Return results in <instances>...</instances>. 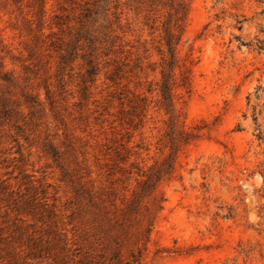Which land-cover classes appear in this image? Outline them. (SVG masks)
Segmentation results:
<instances>
[{
  "label": "rangeland",
  "instance_id": "rangeland-1",
  "mask_svg": "<svg viewBox=\"0 0 264 264\" xmlns=\"http://www.w3.org/2000/svg\"><path fill=\"white\" fill-rule=\"evenodd\" d=\"M2 1L0 38L19 59H5L17 84L0 82V94L20 114L0 118V264H121L81 185L120 208L137 167L170 152L159 141L166 12L140 0H47L38 30L32 0ZM189 2L177 55L191 91L176 88L174 102L201 136L158 185L165 200L140 264H264V0ZM23 89L40 104L30 108Z\"/></svg>",
  "mask_w": 264,
  "mask_h": 264
},
{
  "label": "trees",
  "instance_id": "trees-1",
  "mask_svg": "<svg viewBox=\"0 0 264 264\" xmlns=\"http://www.w3.org/2000/svg\"><path fill=\"white\" fill-rule=\"evenodd\" d=\"M9 1L15 5H22L23 0H4L2 2H4V5H7ZM139 2L149 7L151 11L164 9V12H166L163 15L165 19L161 24L163 35L158 49L161 54L159 106L166 111L168 118L166 121L167 130L159 141L162 145L161 147H169L170 152L164 160L155 162L147 170L137 167L140 179L137 180V186L133 189L131 196L125 199L120 208H117L114 202L108 204L106 199L100 197L103 194L96 195L91 190L84 189V185H81V189L87 194L102 217L105 226L103 232L108 237L109 245L113 251L112 259L117 260L121 264L123 262L125 264H140L144 259L148 251V244L154 229L156 217L163 208L165 200L164 196L158 192V185L166 176L171 175L175 171L177 155L181 148L201 136L200 128L195 129L197 131H186L183 128L182 113L176 109L174 102V91L176 88H182L186 93H190L191 91V68L186 66L185 63L180 64V59L177 55V46L184 33L190 10V2L189 0H140ZM46 3L47 0H32L27 4V6L32 8L33 16H36L39 23L38 30H42L43 28L42 23L46 14ZM158 6L161 8L157 9ZM19 9H21V6H19ZM89 11V8H83L81 13L85 17H88L90 15ZM55 17L58 18L57 25L64 24L60 16L56 15ZM159 17L161 16L157 15L152 19L150 28L157 29L155 25ZM29 52V59H32L36 53L34 47ZM7 57L13 61L19 59L11 54L3 39L0 38V82L15 86L17 78L14 72L5 68V59ZM88 64L90 66L88 69L89 73H95L97 68L93 60H89ZM28 68L27 65L24 66V69ZM176 69L180 70L178 77ZM259 88L261 86L257 87V89ZM48 93L49 91H47ZM22 95L25 98V103H28L30 108L35 104H40L36 96L28 90L23 89ZM247 101L249 105L250 94L247 95ZM10 102H12L10 98L4 94H0V118L9 115L13 111L16 114H20V111H16L14 107H9V105H12ZM21 105V103H16L17 107ZM147 106L146 98L139 97L135 105V108L138 109L137 114L144 116ZM252 108L253 118L257 121V104H253ZM258 127L260 129V125ZM257 138L264 141L262 130L259 131ZM57 158H59V155H57ZM160 251L159 249L157 252Z\"/></svg>",
  "mask_w": 264,
  "mask_h": 264
}]
</instances>
